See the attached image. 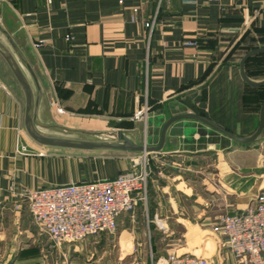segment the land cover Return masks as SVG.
I'll return each mask as SVG.
<instances>
[{
    "label": "crops",
    "instance_id": "crops-1",
    "mask_svg": "<svg viewBox=\"0 0 264 264\" xmlns=\"http://www.w3.org/2000/svg\"><path fill=\"white\" fill-rule=\"evenodd\" d=\"M119 1L4 2L3 25L42 94L37 111L32 103V121L59 126L104 122L106 131H123L136 144L156 148L168 119L197 115L236 138H251L259 127L264 97H257L264 95V86H248L240 62L248 52L264 47V0ZM144 23L153 26L147 29ZM188 42L198 46L185 45ZM244 72L252 82L264 81V54L247 60ZM144 106L149 109L147 119L136 121L134 113ZM191 133L206 144L186 148L179 140ZM164 141L160 152H151L147 201L134 212L144 225L126 227L122 224H131L130 217L119 220L117 246L133 247L119 261L165 264L168 254L183 251L208 264H235L210 225L223 215L244 211L264 193V168L242 170L234 164L245 160L256 167L264 162V125L254 143L242 145L197 121L183 120L168 128ZM138 155L46 147L33 141L26 130L24 90L0 55V264L47 263L51 244L23 205L27 192L112 180L130 170ZM179 229L184 237L190 235L184 246L174 237ZM208 232L209 241L199 246L198 235ZM114 236L101 234L59 247L52 251L55 263L99 264L102 258H89L92 249Z\"/></svg>",
    "mask_w": 264,
    "mask_h": 264
},
{
    "label": "built area",
    "instance_id": "built-area-1",
    "mask_svg": "<svg viewBox=\"0 0 264 264\" xmlns=\"http://www.w3.org/2000/svg\"><path fill=\"white\" fill-rule=\"evenodd\" d=\"M152 26L153 23H144L147 29ZM185 45L198 46L195 42ZM57 111L63 113L61 109ZM148 113V107L144 106L134 113V119L146 120ZM151 155L139 154L132 160L130 170L112 180L70 183L27 192L23 205L34 227L47 237L55 251L63 244L77 245L95 240L101 234L114 236L119 220L125 216L133 218L138 204L147 201ZM211 230L220 238L221 249L234 256L235 264H264V193L256 195L244 211L217 218ZM165 264L208 262L200 256L171 253Z\"/></svg>",
    "mask_w": 264,
    "mask_h": 264
},
{
    "label": "water",
    "instance_id": "water-1",
    "mask_svg": "<svg viewBox=\"0 0 264 264\" xmlns=\"http://www.w3.org/2000/svg\"><path fill=\"white\" fill-rule=\"evenodd\" d=\"M264 54V47L258 48L253 51L248 52L240 62V73L243 81L252 88H258L264 86V81L260 83H255L250 81L244 72V66L247 60L257 55ZM0 55L3 57L7 65L10 67L14 77L17 82L21 85L24 90L26 97V130L30 138L38 143L39 145L54 148H64V149H80L82 151H95V150H107V151H118L133 154H151V152H160L165 140V134L168 128L178 122L183 120H194L206 127L210 128L212 131L218 132L219 134L229 138L237 144L248 145L254 143L258 136L260 135L263 125H264V104L260 109L259 115V127L255 134L248 139H239L233 135L227 133L226 131L216 127L207 119L197 116V115H180L175 116L166 121L163 125L160 134V143L156 148H149L144 143L143 145H138L132 140V136L123 131H104V132H91L86 130H76L66 127L59 126L54 123H44L34 119L32 121L31 112L33 107V102L35 104V111L38 110L41 100V92L39 90L38 81L22 55L20 49L12 39L11 35L8 33L6 28L2 23L0 18ZM33 87V91L31 86ZM35 97H33V94ZM193 133L187 136V138L179 140L180 143L185 144L186 148L191 145H202L206 144V139L197 138L193 139ZM132 137V138H131ZM57 138V139H56ZM146 145V146H145ZM191 148V147H190Z\"/></svg>",
    "mask_w": 264,
    "mask_h": 264
},
{
    "label": "rangeland",
    "instance_id": "rangeland-1",
    "mask_svg": "<svg viewBox=\"0 0 264 264\" xmlns=\"http://www.w3.org/2000/svg\"><path fill=\"white\" fill-rule=\"evenodd\" d=\"M9 1H11V0H9ZM3 5H4V2H2V3L0 2V9H3L4 8ZM0 18H1V16H0ZM261 97H264V95L258 96L257 98H261ZM59 123L60 124L61 123L63 124L62 127H66L67 128V126H70V127L73 126V127H78L77 128L78 130H86V131H91V132H104V131H106V128L108 127V125H106L104 122H98V121H92V120L91 121L90 120H83V121L74 122V123H71V124H67L66 122H59ZM81 160L83 162H86L87 161V159H84V158L81 159ZM227 161H228V164H229L231 170H233L234 169L233 166L230 165V164H232L231 163L232 160H228L227 159ZM234 164H237V166L235 167V169L239 167L242 170H248V169L251 168V169H253L252 171H254V170H261L262 168H264V162L263 163H259L258 166H256V167L254 166V164H252V163L250 164L248 161H245V160H239V161L235 162ZM207 165H209V163L203 164L204 167H207ZM193 171L198 172V170L196 171L195 169H193ZM158 178H160V177H158ZM181 183H182V180H179L178 182H176V186H177V184H181ZM149 184L150 183H148V186H149ZM183 185H181L178 188L180 190V193H179V190H178V193L181 194V195L184 194L183 192L185 190V187L183 188ZM221 189H222V187H221ZM125 217H130V216H125ZM130 218L129 219L127 218V219L130 222H132L133 224L131 223V224L128 225V222L127 223L125 222L124 225L122 224V226L128 227V226H132L133 225V226H139L140 227L142 224L144 225V222H143L142 219H140L139 222H138V218L136 217V215H134L133 218H131V219ZM215 221L212 223V225H210V230L212 229ZM177 232H178L177 235L175 234L176 236L174 235V237L175 238L177 237V238L180 239V240H178V244L180 246H184L186 244V241L190 239V235L188 234L186 237H184V235H185L184 233L185 232L182 229L177 230ZM204 235L205 236H203V237H202V235H198V237L200 239H202L201 241H198L197 242L199 246L203 245L204 242L205 243L208 242L209 240L207 238H210L212 234H210V232H208V233H206ZM209 235H210V237H209ZM109 236H111V235H109ZM125 236H127V235H125ZM195 241H197V240H195ZM102 242L103 241H101V243L99 244L98 247H96L95 249H92L91 252L93 253L94 256L93 257L90 256L89 257L90 259L96 260L97 258H102V260H101V262L99 264H105V263H109V264L110 263L111 264H126V262H125L126 260L124 262L121 261L122 263L119 260H120L121 256L125 252H128V251H131L132 250V248H133L132 246H128V244L126 245V243H121L120 246L118 247L117 246V241H116V236H114V237H108L106 239V242H104V243H102ZM64 245H67V244H63V245H61L59 247L61 248ZM198 245H196L194 243L193 246H196L197 247ZM191 246L192 245H190L189 247H191ZM52 251H55V249H53L49 245L48 251H47L48 253L46 254V258H45V263L47 262L46 264H56L55 263L56 258H55V255L53 254L54 252H52ZM178 254H183V251H179ZM124 258H127V256L124 257Z\"/></svg>",
    "mask_w": 264,
    "mask_h": 264
}]
</instances>
